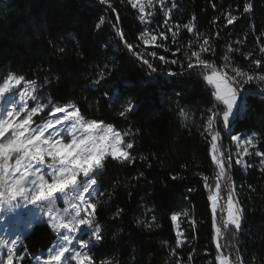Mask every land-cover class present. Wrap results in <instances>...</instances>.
Masks as SVG:
<instances>
[{
    "label": "snow or ice",
    "instance_id": "6c2138e0",
    "mask_svg": "<svg viewBox=\"0 0 264 264\" xmlns=\"http://www.w3.org/2000/svg\"><path fill=\"white\" fill-rule=\"evenodd\" d=\"M115 15V22L101 15L95 24V31L100 32L107 24L118 38V49L122 45L130 57L139 62L143 79L140 87L154 97L163 100L165 96L174 94L183 97L185 89L178 87L180 79H189L195 75L210 91L211 107L202 115L198 126L201 135L208 140L209 155L214 166V176L203 172L196 175L203 181L212 212V228L216 245L215 264H245L238 251V235L243 230L244 208L238 198L232 170L234 165L252 168L248 157L258 158L257 170L264 177V150L260 147L262 133L252 132L242 136L233 134V127L241 119L249 117L251 105L249 97L264 98V32L256 37L257 49L244 48L248 33L239 40L229 42L221 56L222 63H217V49L213 41L220 38L221 32L205 35L197 30L192 16L183 25H170L172 12L177 8L168 0H120L121 4L130 6L137 13L136 19L144 25L136 37L138 43L133 44L125 37L120 25V16L112 0H95ZM163 13V24L153 28L156 9ZM215 9V4H213ZM254 11L252 0H245L242 13L231 9L222 13L224 28H229L241 19V16ZM237 14H233V13ZM218 18L212 20L216 25ZM253 29L255 25L251 26ZM181 28L187 31L194 40L186 45L177 46L172 56L182 54L183 60L168 59L150 49L170 51L165 41L171 40L179 45ZM163 29V30H161ZM43 30V26H41ZM75 49L82 47L75 36ZM49 51L58 59L68 56V48L63 38H50ZM80 60L87 58L84 51H76ZM236 56L248 61V67H241L235 62ZM159 60L160 66L153 61ZM171 66H178L174 71ZM118 71L115 61H95L90 64L87 90L102 92L103 102L115 109V115L130 121L131 115L139 108L138 102L127 95V90L135 87L127 81H115ZM43 72V81L26 78L25 75L8 71L0 76V213L10 216L11 221L23 216L34 218L28 223L30 230L34 220H43L55 236L53 244L43 255L31 257L27 250H21L22 235L17 234L11 240L0 241V249L6 256L0 264H26L34 259L36 264H122L115 257L96 260L94 249L105 240L103 225L97 219L101 204L99 197H106L103 203L111 200L112 192L100 191V179L105 174L109 162L121 167L133 168L137 162L147 163V156L135 154V138L140 129L129 127L125 131L118 130L113 123L103 120L88 119L82 108L75 101L58 103L45 91L52 83L53 77L48 69L37 66V74ZM166 77V78H165ZM56 80L59 77H55ZM107 85V89L105 86ZM254 85L255 87H246ZM88 107H92L88 97L84 98ZM99 109L101 102L96 101ZM178 115L186 120L191 119L187 109L179 107ZM221 127L224 132L222 134ZM230 137L235 151H229L223 143V137ZM144 177L140 171L131 179L139 182ZM177 180L178 175H171ZM117 185H114L115 188ZM250 191H256L251 185ZM191 190V189H190ZM131 196V193H129ZM63 202V207L58 205ZM124 209L117 207L111 219L120 220ZM152 212L145 207L135 218V226L152 231L156 217L146 218L145 213ZM190 213L181 210L170 215L175 232V244L161 241L172 258L170 264H185L178 250L190 241L181 224L188 219ZM195 226V220L188 221ZM121 230L112 234L114 240L122 239ZM87 237V238H85ZM231 240L226 244L221 241ZM195 249L189 253L187 264H192ZM254 264V262H253Z\"/></svg>",
    "mask_w": 264,
    "mask_h": 264
},
{
    "label": "trees",
    "instance_id": "16d2710c",
    "mask_svg": "<svg viewBox=\"0 0 264 264\" xmlns=\"http://www.w3.org/2000/svg\"><path fill=\"white\" fill-rule=\"evenodd\" d=\"M176 2V20L181 25L195 16L199 32L209 36L221 32L220 38L213 41L217 49L216 56L207 58L222 63L221 56L226 44L241 39L245 32L248 38L244 48L258 51L256 37L264 32V0H252L254 11L241 16L229 28L223 27L222 13L231 9H238L242 13L245 0ZM112 3L119 12V26L125 37L130 43H138L136 37L143 30V25L137 21V13L126 2L121 4L120 0H112ZM101 15L115 22V15L95 0H0V76L10 70L42 82L45 74H37V66L42 65L53 77L45 91L46 96L51 94L58 103L75 101L88 119L113 123L118 130L125 131L129 127L140 129V134L135 138V154L147 156L151 167L147 163L141 165L139 161L133 168L109 162L99 181L100 191L112 192L113 195L107 203H103L106 197H99L101 204L97 219L103 225L105 240L94 249L97 261L115 257L122 264H170L172 258L168 254L169 250L162 246L161 241H169L174 246L175 232L170 215L184 210L190 216L182 222L181 227L190 243L178 250L179 255L187 264L189 253L195 249L192 264H215L212 212L203 181L196 175L197 172H203L212 177L215 171L209 155L208 140L198 128L202 115L211 107L210 91L193 75L189 79L179 80L178 87L186 90L183 97L169 94L162 101L154 97L140 87L143 79L141 66L122 45L118 49V38L111 28L106 24L102 31H95V24ZM214 18H218L216 25L212 24ZM252 25H255L254 29ZM72 36L80 41V49L74 48L77 41L71 39ZM50 38H63L69 55L63 59L53 56L49 51ZM178 39L179 45L171 41L167 43L168 52L163 49L150 50L168 59L183 60L182 54L173 57L172 52L177 46L186 45L195 38L182 29ZM261 39L264 42V37ZM76 51H84L88 62L80 60L75 55ZM95 61H115L118 71L114 74V80L135 85L127 90V95L139 104L130 121L118 118L115 109L104 104L102 92L87 90L90 64ZM153 62L160 66L159 60ZM235 62L241 67H248V61H244L242 56H236ZM171 67L179 71L178 66ZM85 97H88L92 107L85 103ZM97 100L101 102L99 109ZM177 102L179 107L188 110L191 119L186 120L178 115ZM249 103V117L241 119L232 131L242 136L251 135L254 131L262 133L260 147L264 150V98L249 97ZM220 130L223 134L222 127ZM223 143L228 150L232 149L227 135H224ZM247 159L254 167H233L231 173L244 208L243 230L238 235L237 247L245 264H264V177L257 170L258 158L252 156ZM140 171L144 172V177L139 182L132 180L131 177ZM171 175L180 178L172 180ZM114 185L117 186L114 188ZM250 185L256 191H250ZM117 207L125 211L120 220L113 221L111 217ZM145 207L152 209V212L145 213L146 218L150 219L154 215L155 224L159 225L154 226L152 231L135 226V218ZM189 219L195 220V226L188 222ZM121 229L123 238L114 240L112 234ZM54 238L47 224H36L24 238L21 250L26 249L32 257L46 251ZM230 240L231 237H228L221 243L226 244Z\"/></svg>",
    "mask_w": 264,
    "mask_h": 264
},
{
    "label": "rangeland",
    "instance_id": "374dc122",
    "mask_svg": "<svg viewBox=\"0 0 264 264\" xmlns=\"http://www.w3.org/2000/svg\"><path fill=\"white\" fill-rule=\"evenodd\" d=\"M176 1L177 0H168V6L170 7L171 3H173V2L177 5ZM177 11H178V5H177V8L174 9L173 12H172V20L170 21V25L169 26H172V25H175V24L181 25L179 23V21L176 20ZM156 13L157 14L154 17V21H153V25H152L153 28L160 27L163 24V19H164L163 13L159 12L158 8L156 9ZM143 28H144V25H143ZM182 29L183 28H181V30ZM161 30H163V29H161ZM170 41L171 40L169 39L168 41H165L164 43L167 44ZM246 87H248V86H246ZM230 143H231V141H230ZM230 145L232 146V149H230L229 151L234 152L235 151L234 145H232V144H230ZM234 167H236V166L234 165ZM58 207H63V202H61V204L58 205ZM33 219L34 218L29 217V216H23V217H19V218L15 219L14 221H11L10 216H6L4 213H0V241H2V240H11V239L15 238V236L17 234H20V235H22V240H21V248H22L23 247V240L27 236V234L31 231L33 226L36 225V224H40V223H45L46 224V222L43 221V220H34V223L32 224L31 229L30 230H26L27 227H28L29 221L33 220ZM85 238H87V237H85ZM54 240H55V238H54ZM53 242H52V244H53ZM47 250L43 251V252H39L38 254H36V255H34L32 257H35L37 255H43V254H45L47 252ZM5 256H6V251L4 249H0V260H3L5 258ZM26 262L29 263V264H36L34 259H30V260H28Z\"/></svg>",
    "mask_w": 264,
    "mask_h": 264
}]
</instances>
